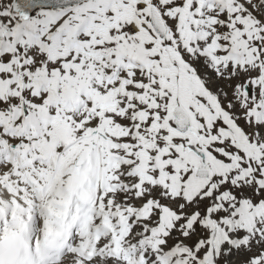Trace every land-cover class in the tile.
<instances>
[{"label":"snow or ice","instance_id":"6c2138e0","mask_svg":"<svg viewBox=\"0 0 264 264\" xmlns=\"http://www.w3.org/2000/svg\"><path fill=\"white\" fill-rule=\"evenodd\" d=\"M0 264H264V0H0Z\"/></svg>","mask_w":264,"mask_h":264}]
</instances>
